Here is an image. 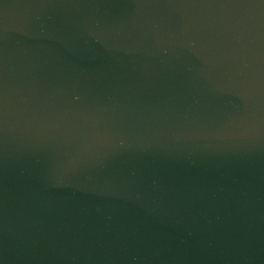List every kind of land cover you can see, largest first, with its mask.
<instances>
[{"label": "water", "instance_id": "1", "mask_svg": "<svg viewBox=\"0 0 264 264\" xmlns=\"http://www.w3.org/2000/svg\"><path fill=\"white\" fill-rule=\"evenodd\" d=\"M0 264H264V3L0 0Z\"/></svg>", "mask_w": 264, "mask_h": 264}, {"label": "snow or ice", "instance_id": "2", "mask_svg": "<svg viewBox=\"0 0 264 264\" xmlns=\"http://www.w3.org/2000/svg\"><path fill=\"white\" fill-rule=\"evenodd\" d=\"M261 3H264V0H261Z\"/></svg>", "mask_w": 264, "mask_h": 264}]
</instances>
